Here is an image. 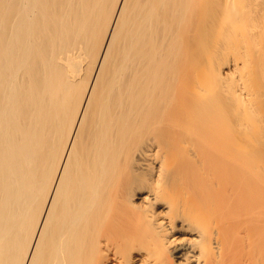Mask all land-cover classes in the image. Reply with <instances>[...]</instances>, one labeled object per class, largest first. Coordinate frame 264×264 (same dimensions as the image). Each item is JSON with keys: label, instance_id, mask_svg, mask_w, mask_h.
Returning a JSON list of instances; mask_svg holds the SVG:
<instances>
[{"label": "bare ground", "instance_id": "1", "mask_svg": "<svg viewBox=\"0 0 264 264\" xmlns=\"http://www.w3.org/2000/svg\"><path fill=\"white\" fill-rule=\"evenodd\" d=\"M0 264H264V0H0Z\"/></svg>", "mask_w": 264, "mask_h": 264}]
</instances>
